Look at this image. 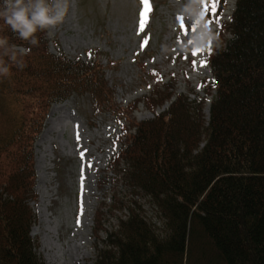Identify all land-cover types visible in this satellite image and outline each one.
I'll list each match as a JSON object with an SVG mask.
<instances>
[{
  "label": "trees",
  "instance_id": "16d2710c",
  "mask_svg": "<svg viewBox=\"0 0 264 264\" xmlns=\"http://www.w3.org/2000/svg\"><path fill=\"white\" fill-rule=\"evenodd\" d=\"M231 19L230 38L209 61L217 91L208 124L203 103L180 96L139 124L121 152L128 167L123 178L159 204L165 239L127 206L131 213L120 221L108 264H264V0H238ZM46 37L39 31L31 44L0 18L9 52L12 46L26 50H15L12 61L0 48L10 69L0 74V122L11 125L0 133V264H46L31 236L35 173L26 167L32 156V145L25 146L28 124L41 126L39 109L72 90L101 96L94 62L51 53ZM27 98L43 100L33 117Z\"/></svg>",
  "mask_w": 264,
  "mask_h": 264
},
{
  "label": "rangeland",
  "instance_id": "374dc122",
  "mask_svg": "<svg viewBox=\"0 0 264 264\" xmlns=\"http://www.w3.org/2000/svg\"><path fill=\"white\" fill-rule=\"evenodd\" d=\"M189 2L152 0L141 18L138 0H67L63 23L46 30L51 52L93 61L102 76L101 96L72 90L67 98L39 109L42 126L33 120L27 126L25 146L33 147L35 169L28 201L36 217L31 236L46 264H108L117 252L120 221L131 213L127 206L165 239L159 204L123 178L128 167L119 149L128 145L136 126L166 112L180 96L203 103L208 124L217 90L211 86L213 69L202 63L206 50L193 55L198 46L193 37L201 26L191 31L194 19L185 14ZM224 2L223 17L218 11L222 0L216 9L218 23L211 10L207 14L213 20L208 28L217 37L215 49L230 38L228 22L237 0ZM32 99L27 98L30 117L43 101ZM9 127L0 122V133ZM3 162L7 170L9 162Z\"/></svg>",
  "mask_w": 264,
  "mask_h": 264
},
{
  "label": "clouds",
  "instance_id": "9594fccd",
  "mask_svg": "<svg viewBox=\"0 0 264 264\" xmlns=\"http://www.w3.org/2000/svg\"><path fill=\"white\" fill-rule=\"evenodd\" d=\"M67 0H4V10L0 12V18L17 33L22 40L36 44V34L39 31L55 28L63 23L67 13ZM200 5L196 0H190L185 8V14L189 19H194L198 15ZM205 22L201 21V31L193 37L198 46H204L209 41L217 39L211 29L204 27ZM7 38H0V48H4L3 55L9 56L12 61H16L17 53L15 50L9 52ZM16 46H12L15 49ZM23 55L26 50L19 49ZM23 65H21L22 67ZM10 69L0 60V74L7 75Z\"/></svg>",
  "mask_w": 264,
  "mask_h": 264
},
{
  "label": "snow or ice",
  "instance_id": "6c2138e0",
  "mask_svg": "<svg viewBox=\"0 0 264 264\" xmlns=\"http://www.w3.org/2000/svg\"><path fill=\"white\" fill-rule=\"evenodd\" d=\"M145 3H148V0H144ZM198 4L200 5L198 15L196 18H194V25L191 28V31L195 32L197 31L198 28L201 26V21L204 20L205 16L209 13V10H211V13L213 15V18L215 21L218 23V18L215 17L216 9L218 7L219 0H196ZM181 22L182 28L185 30V34H188V29L184 25V17L181 16L178 18ZM213 23V20L210 19L205 23L204 27L208 28V26ZM189 43H192V41H189ZM207 50L208 53L210 54L211 51V41H209L206 45L204 46H197L195 48V51L193 52V55H199L201 52ZM202 63L206 64V60L203 61Z\"/></svg>",
  "mask_w": 264,
  "mask_h": 264
},
{
  "label": "bare ground",
  "instance_id": "6f19581e",
  "mask_svg": "<svg viewBox=\"0 0 264 264\" xmlns=\"http://www.w3.org/2000/svg\"><path fill=\"white\" fill-rule=\"evenodd\" d=\"M91 221H92V220H91ZM91 221H90V222H91ZM88 253H89V252H88Z\"/></svg>",
  "mask_w": 264,
  "mask_h": 264
}]
</instances>
